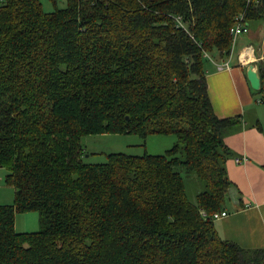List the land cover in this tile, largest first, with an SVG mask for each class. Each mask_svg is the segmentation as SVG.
Instances as JSON below:
<instances>
[{"label": "trees", "instance_id": "1", "mask_svg": "<svg viewBox=\"0 0 264 264\" xmlns=\"http://www.w3.org/2000/svg\"><path fill=\"white\" fill-rule=\"evenodd\" d=\"M53 1L0 0V168L15 191L0 204V264H264L212 218L241 116L216 115L206 76L241 13L264 21V0ZM106 132L177 141L85 162L82 136ZM183 171L205 183L195 201ZM28 212L41 228L18 232Z\"/></svg>", "mask_w": 264, "mask_h": 264}, {"label": "crops", "instance_id": "2", "mask_svg": "<svg viewBox=\"0 0 264 264\" xmlns=\"http://www.w3.org/2000/svg\"><path fill=\"white\" fill-rule=\"evenodd\" d=\"M253 23L256 38L251 39L250 24L249 32L233 41L227 59H211L206 76L216 115L241 116V124L225 137L232 151L225 162L231 185L219 211L227 215L214 220L215 226L222 238L264 249V93H254L247 76L250 64L259 70L264 62V21ZM244 157L246 161H237Z\"/></svg>", "mask_w": 264, "mask_h": 264}, {"label": "rangeland", "instance_id": "3", "mask_svg": "<svg viewBox=\"0 0 264 264\" xmlns=\"http://www.w3.org/2000/svg\"><path fill=\"white\" fill-rule=\"evenodd\" d=\"M67 0H58L57 5L63 6ZM46 11H53L55 2L43 0ZM67 5V4H66ZM257 26L251 23V39L256 38ZM255 43V42H254ZM210 61L207 62L208 65ZM177 141L176 135L149 134L143 137L137 133H100L82 136L81 144L87 152L83 157L88 163H104L108 160V154L121 152L132 155L164 154ZM6 168H0V204H10L14 201V188L5 183ZM188 197L195 201L196 195L205 190L203 181L193 173L183 171ZM41 228L40 214L38 212L19 213L16 216V229L18 232L38 231Z\"/></svg>", "mask_w": 264, "mask_h": 264}, {"label": "built area", "instance_id": "4", "mask_svg": "<svg viewBox=\"0 0 264 264\" xmlns=\"http://www.w3.org/2000/svg\"><path fill=\"white\" fill-rule=\"evenodd\" d=\"M245 13H241L238 17H237V22L236 24L232 27L231 29V34L233 35V41L234 43L236 42L237 38L239 36H241L242 34H245V33H248L249 32V25L246 23V20H245ZM181 21V20H180ZM181 23V22H180ZM182 25V24H181ZM264 59V58H263ZM227 65V64H226ZM246 157L244 158H239L237 159V161L239 162H243V161H246ZM227 213L226 212H216L214 213L213 215V219H219L221 218L222 216H226Z\"/></svg>", "mask_w": 264, "mask_h": 264}, {"label": "water", "instance_id": "5", "mask_svg": "<svg viewBox=\"0 0 264 264\" xmlns=\"http://www.w3.org/2000/svg\"><path fill=\"white\" fill-rule=\"evenodd\" d=\"M247 76L250 82V85L255 90H260L262 86V79L260 71L256 69L254 64H250L247 69Z\"/></svg>", "mask_w": 264, "mask_h": 264}]
</instances>
